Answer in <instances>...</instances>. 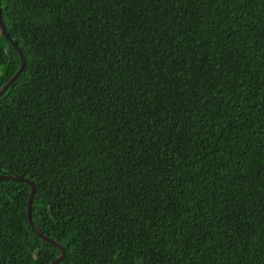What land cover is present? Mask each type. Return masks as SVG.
<instances>
[{"label": "trees", "instance_id": "obj_1", "mask_svg": "<svg viewBox=\"0 0 264 264\" xmlns=\"http://www.w3.org/2000/svg\"><path fill=\"white\" fill-rule=\"evenodd\" d=\"M0 3V174L59 264H264V0ZM30 190L0 264L61 256Z\"/></svg>", "mask_w": 264, "mask_h": 264}, {"label": "water", "instance_id": "obj_2", "mask_svg": "<svg viewBox=\"0 0 264 264\" xmlns=\"http://www.w3.org/2000/svg\"><path fill=\"white\" fill-rule=\"evenodd\" d=\"M0 28L2 30V33L5 35V37L7 38V40L12 44V46L14 47V49L18 52V55L20 57L21 60V67L20 69L17 71V73L1 88L0 90V98L3 96V94L10 88V86L15 82V80L19 77L20 74H22L26 68L27 62H26V58L24 56V53L22 52V50L19 48L18 44L11 38V36L8 33V30L3 22L2 19V8H1V3H0ZM0 181H22L27 183L31 190H30V198H29V203H28V208H27V216L30 222V225L32 227V230L38 234L39 237L43 238L46 242L52 244L53 246L57 247L60 251H61V256L58 257L55 261H53L50 264H59L61 263L65 257H66V252H65V248L63 245H61L59 242L55 241L54 239L45 236L43 233H40L39 231L36 230L33 220H32V206H33V202H34V196H35V192H36V186L34 184L33 181L21 177V176H12V175H2L0 174Z\"/></svg>", "mask_w": 264, "mask_h": 264}]
</instances>
